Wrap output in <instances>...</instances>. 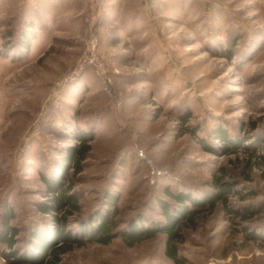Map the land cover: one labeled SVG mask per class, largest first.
Instances as JSON below:
<instances>
[{
	"label": "rangeland",
	"instance_id": "obj_1",
	"mask_svg": "<svg viewBox=\"0 0 264 264\" xmlns=\"http://www.w3.org/2000/svg\"><path fill=\"white\" fill-rule=\"evenodd\" d=\"M159 1L139 5L137 30L107 22L102 0H0V230H15L0 264H47L36 235L71 209L45 180L59 172L79 210L55 264H175L165 205L184 264H264V0ZM92 32L97 57L80 67ZM84 136L76 171L64 159ZM170 192L200 202H185L191 219ZM110 211L153 234L100 243L88 230Z\"/></svg>",
	"mask_w": 264,
	"mask_h": 264
},
{
	"label": "trees",
	"instance_id": "obj_2",
	"mask_svg": "<svg viewBox=\"0 0 264 264\" xmlns=\"http://www.w3.org/2000/svg\"><path fill=\"white\" fill-rule=\"evenodd\" d=\"M26 36L23 35L20 41L21 46H26V48H29L28 44H25ZM216 136H221L224 138H227V133L224 129L221 127L217 128L216 130ZM226 150L229 151L228 147ZM90 150V145L87 143V137L82 138V144L79 146H72L68 149V152L65 156V162L63 165H68L71 168L75 169L76 171H80L83 167V160L86 158L87 152ZM64 167V166H62ZM62 169V168H61ZM62 173L55 174L52 178H46V183L48 184L50 189H58L59 195L53 196L52 199L54 200L56 207L59 210H62L66 205H70V213H73L75 211L79 210L78 205V199L75 195H72L70 193H67L65 191H62L63 183L60 182V178H63L60 176ZM216 185L221 187L222 192L221 194L226 191L224 190H231V187L228 186L229 183L226 182H220L216 179L215 181ZM171 196L177 200L178 203H181L179 208L177 210V213L182 216L183 218H192L195 213L197 212V209L192 208L189 209L188 205H185V202L192 201L195 204H199L200 202H197L195 198H192L190 195L184 193V192H170ZM111 198L109 201L111 204L114 205V198L113 196L109 195ZM215 199V198H214ZM212 199V197H207L204 201H209L210 204L215 202V200ZM204 203V202H203ZM45 210H50L48 205L43 206ZM167 214L169 218L171 219V223L166 225L163 230L167 232V244H166V254L173 260L175 264H184L185 259L183 256H181L178 253L177 247L175 245V240L178 236H180V233L174 229L176 221H178L177 217L175 215H172L169 210H167V205H165ZM112 211L106 212V213H100L97 215L96 221L98 223L95 226H92L93 228L89 229L90 234L93 235V237L98 240L100 243L107 244L110 243L113 238L124 235L127 238H130L131 242H135L137 240H140L144 236H151L153 234V230L149 229V227H144L142 225V221L140 220V224L132 223L130 225L129 229H117V222L115 221L114 217L111 214ZM69 214L64 213V215H61L59 213H56L54 218L56 220L57 226L50 232L46 233H38L36 235L35 241L37 244V251L41 256L44 258L45 253L47 251H50V258H48L47 264H55L56 257L58 256V251L60 250V244H65L67 241H71L72 237L70 233L66 230V224H67V217ZM180 218V217H179ZM140 225V226H139ZM91 227V226H89ZM116 229V230H115ZM11 230L10 236L12 234H15V230L11 229L8 226L7 219L4 222L3 230H0V239L3 241H6L10 244V246L13 245V239L12 237H6L5 232ZM87 231V232H88ZM54 257V258H53ZM43 258L40 260L43 261Z\"/></svg>",
	"mask_w": 264,
	"mask_h": 264
},
{
	"label": "crops",
	"instance_id": "obj_3",
	"mask_svg": "<svg viewBox=\"0 0 264 264\" xmlns=\"http://www.w3.org/2000/svg\"><path fill=\"white\" fill-rule=\"evenodd\" d=\"M143 0H102L103 7L106 11V20L110 22L111 20H122L124 21L122 25L125 27L127 20L129 22L128 26L134 25L137 30L140 28L141 19L139 18V5L146 7ZM160 1L158 0V5Z\"/></svg>",
	"mask_w": 264,
	"mask_h": 264
},
{
	"label": "built area",
	"instance_id": "obj_4",
	"mask_svg": "<svg viewBox=\"0 0 264 264\" xmlns=\"http://www.w3.org/2000/svg\"><path fill=\"white\" fill-rule=\"evenodd\" d=\"M150 8H156L158 0H143ZM98 37L95 33H90L87 38V44L84 53L78 58L77 65L82 67L85 63H92L97 57ZM97 65V64H95ZM99 68H101L98 65Z\"/></svg>",
	"mask_w": 264,
	"mask_h": 264
}]
</instances>
